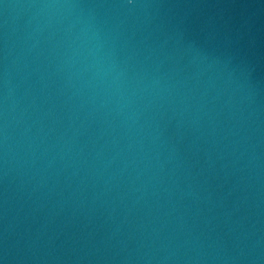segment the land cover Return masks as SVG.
Here are the masks:
<instances>
[{"label":"water","instance_id":"water-1","mask_svg":"<svg viewBox=\"0 0 264 264\" xmlns=\"http://www.w3.org/2000/svg\"><path fill=\"white\" fill-rule=\"evenodd\" d=\"M0 264H264V0H0Z\"/></svg>","mask_w":264,"mask_h":264},{"label":"clouds","instance_id":"clouds-1","mask_svg":"<svg viewBox=\"0 0 264 264\" xmlns=\"http://www.w3.org/2000/svg\"><path fill=\"white\" fill-rule=\"evenodd\" d=\"M134 0H127V3L129 5L133 4ZM48 7H61V6H64V5H46ZM71 6V5H69ZM97 41H99V37L97 36L96 37ZM103 48V45L101 43H97L95 46H94V49L93 50H90V54L94 57V66H99L98 68V74L100 72H103L104 75H107L109 72H111L113 70V66L109 67L107 70H105L103 68V56L101 55V50ZM119 77H116L114 78L113 80V83H116L118 81Z\"/></svg>","mask_w":264,"mask_h":264}]
</instances>
